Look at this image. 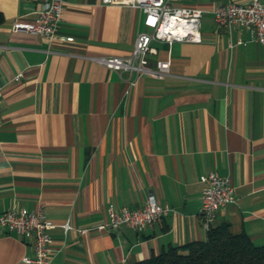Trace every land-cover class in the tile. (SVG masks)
<instances>
[{
    "label": "crops",
    "instance_id": "1",
    "mask_svg": "<svg viewBox=\"0 0 264 264\" xmlns=\"http://www.w3.org/2000/svg\"><path fill=\"white\" fill-rule=\"evenodd\" d=\"M230 1L250 0H170L209 9L204 39L153 41L151 63L170 59L171 74L131 85L92 57L130 55L149 30L143 9L66 0L50 43L14 28L38 18V0H0V212L44 207L53 264H135L205 240L200 178L214 170L235 189L214 225L264 246V42L240 27L216 33L211 10ZM150 194L172 208L152 227H100L111 204L141 207ZM34 256L32 242L0 233V264Z\"/></svg>",
    "mask_w": 264,
    "mask_h": 264
},
{
    "label": "built area",
    "instance_id": "2",
    "mask_svg": "<svg viewBox=\"0 0 264 264\" xmlns=\"http://www.w3.org/2000/svg\"><path fill=\"white\" fill-rule=\"evenodd\" d=\"M39 16L35 21L17 20L14 28L42 35L48 42L54 41L63 17L66 0H38ZM104 4H126L141 8L145 12V25L149 29L138 35L133 52L127 56L96 55L95 61L119 73H128L129 83L136 85L138 78L148 75L164 80L171 74V60H158L154 64L150 55L157 50L153 41L173 44L176 41L202 42V19L209 12L204 7L173 6L170 0H102ZM216 22V33L225 29L240 27L250 35L251 41L264 42V2L250 0L246 3L230 1L216 5L212 10ZM248 42L239 39L237 44ZM4 84L0 83V97ZM202 220L207 230L214 226L218 211L235 200V189L229 179L214 170L201 175ZM172 208L161 204L153 194L141 207L130 208L111 204L108 209L109 221L102 229H116L130 225L141 232L169 214ZM54 222L44 207L27 210L18 206L0 212V233H17L35 247V256L28 259L32 264H53L59 249L51 235ZM66 232L73 229L71 221L63 225Z\"/></svg>",
    "mask_w": 264,
    "mask_h": 264
},
{
    "label": "trees",
    "instance_id": "3",
    "mask_svg": "<svg viewBox=\"0 0 264 264\" xmlns=\"http://www.w3.org/2000/svg\"><path fill=\"white\" fill-rule=\"evenodd\" d=\"M135 264H264V246L254 243L245 233H233L230 224L224 223L212 226L205 240L171 245Z\"/></svg>",
    "mask_w": 264,
    "mask_h": 264
},
{
    "label": "rangeland",
    "instance_id": "4",
    "mask_svg": "<svg viewBox=\"0 0 264 264\" xmlns=\"http://www.w3.org/2000/svg\"><path fill=\"white\" fill-rule=\"evenodd\" d=\"M202 24H203V19H202Z\"/></svg>",
    "mask_w": 264,
    "mask_h": 264
}]
</instances>
